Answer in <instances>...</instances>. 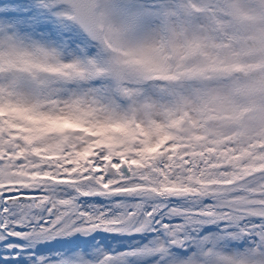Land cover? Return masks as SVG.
<instances>
[{
  "label": "snow or ice",
  "instance_id": "6c2138e0",
  "mask_svg": "<svg viewBox=\"0 0 264 264\" xmlns=\"http://www.w3.org/2000/svg\"><path fill=\"white\" fill-rule=\"evenodd\" d=\"M0 264H264V0H0Z\"/></svg>",
  "mask_w": 264,
  "mask_h": 264
}]
</instances>
